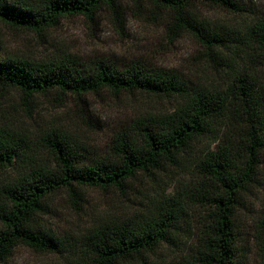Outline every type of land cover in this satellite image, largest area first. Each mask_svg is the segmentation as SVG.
Instances as JSON below:
<instances>
[{"label": "trees", "instance_id": "trees-1", "mask_svg": "<svg viewBox=\"0 0 264 264\" xmlns=\"http://www.w3.org/2000/svg\"><path fill=\"white\" fill-rule=\"evenodd\" d=\"M128 1L133 15L144 4L153 18L162 17L171 39L192 37L221 75L222 85L187 82L138 62L118 71L103 61L84 68L69 56L44 62L0 59V90L15 91L26 103L53 96L61 102L73 99L80 111L86 96L104 93L140 95L171 106L123 125L101 155L88 153L61 129L34 135V148L28 134L0 127V170L13 175L0 189V264L19 246L63 252V240L36 221L49 213L48 203L57 195L80 211L85 189L126 195L139 177L175 169L188 180H176L173 191L139 214L105 215L89 224L77 253L71 250L72 263L142 262L161 246L176 247L181 224L194 220L195 243L177 264H237V215L244 208L243 195L258 185L264 152V15L242 30H229L199 21L194 9L200 4L239 13L232 0ZM120 2L0 0V26L41 35L66 18L94 23L104 9L122 25ZM42 151L50 161L41 158ZM253 237L264 253V216L255 222Z\"/></svg>", "mask_w": 264, "mask_h": 264}, {"label": "rangeland", "instance_id": "rangeland-1", "mask_svg": "<svg viewBox=\"0 0 264 264\" xmlns=\"http://www.w3.org/2000/svg\"><path fill=\"white\" fill-rule=\"evenodd\" d=\"M232 1L240 9L239 13L198 4L194 15L210 26L229 30H242L264 15V0ZM120 3L124 8L122 25L104 9L94 23L84 17L66 18L41 35L0 26V59L17 56L32 62H44L69 56L84 68L103 61L118 71L138 62L154 70L173 73L187 82L222 85L221 75L213 70L192 37L183 35L171 39L162 26V17L153 18L146 5L142 4V11L133 15L128 11L133 8L128 0ZM262 81L264 83V75ZM75 105L73 99L61 102L53 96H36L26 103L17 92L0 90V127L7 126L28 134L30 146L34 148V135L48 129H61L72 134L88 153L101 155L123 125L147 113H160L171 108L168 103L140 95L122 94L114 98L104 93L86 96L80 103V111ZM205 146L200 144L198 147ZM40 156L50 161L46 152L42 151ZM179 174L180 170L175 169L150 179L139 177L126 195L85 189L80 211H75L64 195H57L48 203L49 213L38 215L36 221L41 229L63 240V252L38 253L19 246L2 264H73L75 255L70 254L71 250L77 253L79 238L89 224L105 215L127 218L139 214L151 201L161 199L159 196L164 192L173 191L176 180H188ZM12 176L10 171L0 170V189ZM257 178L258 185L243 195L244 208L237 215V264H264V253L253 237L255 222L264 216V152ZM195 226L194 220L181 224L176 247L161 246L144 261L130 264L183 263L195 243Z\"/></svg>", "mask_w": 264, "mask_h": 264}]
</instances>
